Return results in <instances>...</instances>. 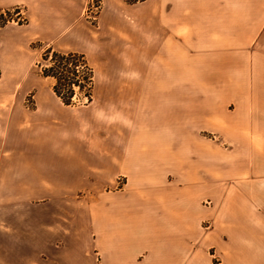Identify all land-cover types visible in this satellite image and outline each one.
Wrapping results in <instances>:
<instances>
[{"label": "crops", "instance_id": "obj_1", "mask_svg": "<svg viewBox=\"0 0 264 264\" xmlns=\"http://www.w3.org/2000/svg\"><path fill=\"white\" fill-rule=\"evenodd\" d=\"M89 1L0 0L26 19L0 27V264H81L82 192L90 264H211L210 244L219 264H264V79L247 95L221 79L225 24L264 25V0H102L94 22ZM32 41L94 59L88 104L30 80ZM201 130L236 145L216 176Z\"/></svg>", "mask_w": 264, "mask_h": 264}, {"label": "rangeland", "instance_id": "obj_2", "mask_svg": "<svg viewBox=\"0 0 264 264\" xmlns=\"http://www.w3.org/2000/svg\"><path fill=\"white\" fill-rule=\"evenodd\" d=\"M102 5V0H90L88 7L85 10V15L88 17L89 20L92 22L96 21V15L98 14L100 7ZM240 13V14H237ZM253 13V10H225V18L227 20H234L235 17L242 16L241 18H247L248 16H251ZM14 18H16V15H13ZM10 22L18 23L17 20H12ZM9 23V22H8ZM207 26H202V28H206ZM208 28V27H207ZM198 29V30H196ZM182 32L185 30L183 29V26L179 28ZM193 31H201V26H193ZM207 31H212L207 30ZM224 31L226 33V36L228 34H236L238 37L236 39L226 38L224 42L225 52H226V60L233 59L234 58V65L230 64L225 67V73L222 75L221 79L223 83L231 82L234 80H240L242 89L241 92L243 95H247L246 92H251V94L254 93L253 88H251L250 85L251 82L255 83L257 80L264 79V25H251V24H225ZM30 47L35 50L33 53V58L31 60V71H32V78L30 80H39L43 84V89L48 91L49 93H52L51 91V85L53 84L52 78H41L39 73V67L37 66L38 62H41L42 64L47 63V61H44L41 59L42 53L44 52L45 48L47 47L41 42L38 41H32L30 43ZM65 50V49H64ZM86 59L89 63V65L93 68H96V64L94 62V59L90 57V55L85 54ZM236 58H239L237 61ZM38 74L40 76H38ZM1 75V72H0ZM183 77V76H182ZM200 78L197 76L196 79ZM178 80H183V78H178ZM96 81V76L94 72V80H93V89H92V95L94 92V82ZM96 90V89H95ZM229 90V89H228ZM19 91V90H18ZM34 89L28 90L26 95L24 96V105L26 107L32 108L34 107V95H35ZM221 95L224 97L226 96L227 89H220ZM179 92H184V90H178V97H182L184 95H179ZM18 93V92H17ZM18 96V94H16ZM73 100L76 101L73 106L76 108H82L83 105H86L88 103H85V97H83L81 94H75L73 97ZM247 107L242 105L240 106V109L238 107L234 106L232 103L226 106V113L227 116L232 117L231 115H235L237 113L243 114L246 113ZM254 108V106H253ZM261 110L264 112V105L261 106ZM234 113V114H233ZM228 118V117H226ZM199 142L203 144H198L199 146L204 147L205 144H208L209 147V159L211 160L212 171L213 175L216 176L217 173V165H215V161L217 160L218 154L216 151L224 150V157L221 158L225 161H232L233 158V152L236 151V145L229 139L219 136L215 131L211 130H201L199 135ZM217 149V150H215ZM215 150V151H214ZM235 157V156H234ZM85 193L82 192V227H81V248H80V263L81 264H90L96 257L103 256V250L94 248V242H92V236L89 232V228L87 225H85V218L86 216H83L85 214V209L88 207V204L90 203L87 200H84ZM201 205L204 209L215 210V203L214 201H211L210 199L203 200L201 202ZM202 227L205 231H208L211 233L213 230V225L208 221L202 222ZM210 235V234H209ZM69 251V250H68ZM76 252V250H75ZM209 257L212 259L211 264H219V254L214 246H211L208 249ZM76 259V257H75Z\"/></svg>", "mask_w": 264, "mask_h": 264}, {"label": "trees", "instance_id": "obj_3", "mask_svg": "<svg viewBox=\"0 0 264 264\" xmlns=\"http://www.w3.org/2000/svg\"><path fill=\"white\" fill-rule=\"evenodd\" d=\"M13 15L17 17L14 18ZM12 20H17L19 24L26 21L22 7L14 6L0 10V27ZM41 59L47 63H37L39 73L43 77L53 79L51 89L64 105H74L76 101L73 97L77 93L85 97V103L92 100L94 72L83 53L59 51L48 46L42 53Z\"/></svg>", "mask_w": 264, "mask_h": 264}]
</instances>
